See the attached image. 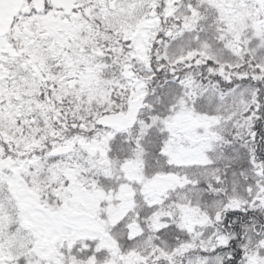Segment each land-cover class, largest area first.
<instances>
[{"label": "snow or ice", "instance_id": "obj_1", "mask_svg": "<svg viewBox=\"0 0 264 264\" xmlns=\"http://www.w3.org/2000/svg\"><path fill=\"white\" fill-rule=\"evenodd\" d=\"M0 264H264V0H0Z\"/></svg>", "mask_w": 264, "mask_h": 264}]
</instances>
